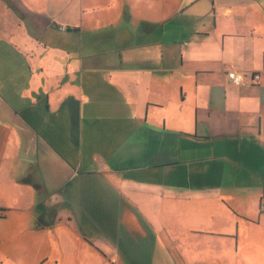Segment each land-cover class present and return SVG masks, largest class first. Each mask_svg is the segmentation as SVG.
I'll list each match as a JSON object with an SVG mask.
<instances>
[{"label":"crops","instance_id":"obj_1","mask_svg":"<svg viewBox=\"0 0 264 264\" xmlns=\"http://www.w3.org/2000/svg\"><path fill=\"white\" fill-rule=\"evenodd\" d=\"M263 199L264 0H0V264L19 215L72 264H264Z\"/></svg>","mask_w":264,"mask_h":264},{"label":"rangeland","instance_id":"obj_2","mask_svg":"<svg viewBox=\"0 0 264 264\" xmlns=\"http://www.w3.org/2000/svg\"><path fill=\"white\" fill-rule=\"evenodd\" d=\"M155 0H148V3H154ZM19 217V218H16ZM16 218V219H14ZM7 220H9L7 223L12 230H17L16 233L9 234V236L16 237V242L13 244L17 245L19 247L17 251V262L19 264H31L32 261L36 262L39 260V258H42V254L45 253V256L51 257V253H49V250L51 248L56 247V241H59V245L65 246L64 247V254H60L58 252H55L57 256H63V263L64 264H72L73 260L76 259V253L73 251L74 246L72 244L67 243L61 236H58L50 232L49 235H47L44 239V237H41V234H38L35 232L34 234L32 232H29L27 230V225L30 224L28 221V217L26 215H19V216H10ZM35 224V222H34ZM250 229H254L253 226L248 227ZM110 231V230H109ZM248 238L245 239L250 240L251 238L255 239V234H248ZM58 236V239L56 237ZM65 236V235H63ZM247 240V241H248ZM70 242V241H69ZM69 244V246H68ZM153 242H150L147 244V247L144 249H141L140 247H136L133 250H131V254L127 255L126 252H124L123 248L120 247L119 250H115L112 247L106 248L108 251V254L111 255V260L113 262L107 263L106 260L95 251L93 252L94 260L92 264H166L164 261V257L161 256L160 252L153 251L152 253H149ZM68 246V247H67ZM35 248L36 252L32 251V248ZM67 247V248H66ZM45 251H42L44 250ZM184 259L186 258L185 253ZM78 256H82V254H79L77 252ZM253 247L252 246H244L243 251L239 250V252L228 253L227 260L228 264H234L236 261V264H252V260H254L253 257ZM34 259H33V258ZM184 259L175 258L174 261L178 264H187ZM156 261V262H155ZM168 261V260H167ZM231 261V263H230ZM47 264H53L51 262Z\"/></svg>","mask_w":264,"mask_h":264},{"label":"built area","instance_id":"obj_3","mask_svg":"<svg viewBox=\"0 0 264 264\" xmlns=\"http://www.w3.org/2000/svg\"><path fill=\"white\" fill-rule=\"evenodd\" d=\"M228 77L231 82L237 87L252 86L255 85V82H258L261 79L259 73L242 74L238 72H229ZM261 208L264 211V201L261 204Z\"/></svg>","mask_w":264,"mask_h":264},{"label":"trees","instance_id":"obj_4","mask_svg":"<svg viewBox=\"0 0 264 264\" xmlns=\"http://www.w3.org/2000/svg\"><path fill=\"white\" fill-rule=\"evenodd\" d=\"M262 201H264V199Z\"/></svg>","mask_w":264,"mask_h":264}]
</instances>
